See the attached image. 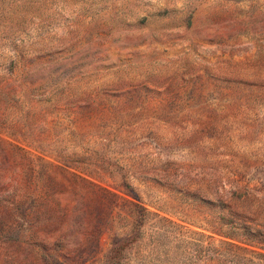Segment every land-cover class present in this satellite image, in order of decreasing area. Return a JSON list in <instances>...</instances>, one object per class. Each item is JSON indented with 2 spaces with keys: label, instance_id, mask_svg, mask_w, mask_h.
Here are the masks:
<instances>
[{
  "label": "rangeland",
  "instance_id": "374dc122",
  "mask_svg": "<svg viewBox=\"0 0 264 264\" xmlns=\"http://www.w3.org/2000/svg\"><path fill=\"white\" fill-rule=\"evenodd\" d=\"M0 264H264V0H0Z\"/></svg>",
  "mask_w": 264,
  "mask_h": 264
}]
</instances>
